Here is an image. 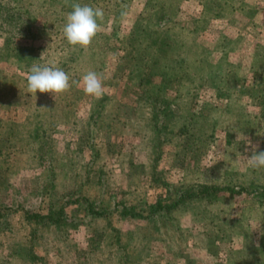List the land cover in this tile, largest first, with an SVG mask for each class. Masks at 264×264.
<instances>
[{
  "label": "rangeland",
  "instance_id": "1",
  "mask_svg": "<svg viewBox=\"0 0 264 264\" xmlns=\"http://www.w3.org/2000/svg\"><path fill=\"white\" fill-rule=\"evenodd\" d=\"M213 2L0 0L16 18L0 19V264H264V169L247 164L264 151V0ZM77 3L104 12L87 50L63 34ZM33 64L70 90L30 93ZM199 184L232 191L150 212ZM57 200L58 223L26 221Z\"/></svg>",
  "mask_w": 264,
  "mask_h": 264
},
{
  "label": "clouds",
  "instance_id": "2",
  "mask_svg": "<svg viewBox=\"0 0 264 264\" xmlns=\"http://www.w3.org/2000/svg\"><path fill=\"white\" fill-rule=\"evenodd\" d=\"M104 12L100 8L89 5L73 4L72 11L66 16L63 34L69 45L87 50L101 30L98 21L102 20ZM27 89L30 93H49L63 95L70 88L69 75L60 68L49 65L33 64L27 75ZM83 92L95 99L104 95L103 80L95 71H88L82 77ZM258 145H253L251 155L247 158L248 167L254 170L264 169V151H257Z\"/></svg>",
  "mask_w": 264,
  "mask_h": 264
},
{
  "label": "trees",
  "instance_id": "3",
  "mask_svg": "<svg viewBox=\"0 0 264 264\" xmlns=\"http://www.w3.org/2000/svg\"><path fill=\"white\" fill-rule=\"evenodd\" d=\"M210 1V0H209ZM216 2V0H211V2ZM231 2H233L234 0H230ZM213 2V3H214ZM1 7V6H0ZM10 18H15V13L11 12L10 9L5 10L4 12L0 11V19L1 20H7ZM16 19V18H15ZM139 25L136 27L137 29H139ZM35 136H38V133H34ZM73 190L71 191V195L69 198L70 203H77L79 202V198L75 197L72 198L71 196H73L72 194H75L76 191H78V189L76 187H73ZM178 189H175V192L177 194V199L174 200H168V201H164V203H162L161 200H156V202L152 205V208L150 209L151 213H156V212H160V211H169L173 206H175L178 202L180 203L182 200V197L186 198V199H190V198H200L203 196H206V198H211L212 196H214L216 194V192H218L219 190L224 189L226 192L230 193L232 190L225 188V187H218V186H209L206 184H199L196 185L195 187H190V188H185V187H177ZM222 188V189H221ZM238 193V192H236ZM240 193V192H239ZM264 193V192H263ZM263 195V194H262ZM210 200H214V199H210ZM59 200H57L56 202V206H52V204H48V208H47V213L44 215H40V214H26V212H24V216L26 221H34L36 222V224L38 223H50L52 225H55V223H58L59 219L58 218H62L63 214H64V205L67 204L69 201H63L58 202ZM128 209V210H127ZM133 207H129V208H125L121 213L124 214L126 212L130 213L132 216H138V213H135L132 211ZM30 259H33V256H30Z\"/></svg>",
  "mask_w": 264,
  "mask_h": 264
}]
</instances>
